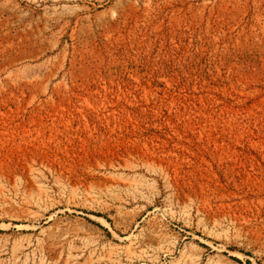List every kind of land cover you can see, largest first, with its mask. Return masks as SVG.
I'll list each match as a JSON object with an SVG mask.
<instances>
[{"label":"rangeland","instance_id":"374dc122","mask_svg":"<svg viewBox=\"0 0 264 264\" xmlns=\"http://www.w3.org/2000/svg\"><path fill=\"white\" fill-rule=\"evenodd\" d=\"M0 264H264V0H0Z\"/></svg>","mask_w":264,"mask_h":264}]
</instances>
